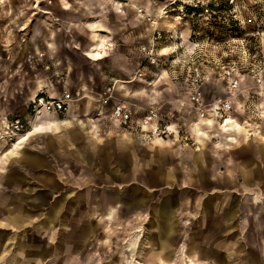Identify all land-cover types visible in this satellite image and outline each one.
<instances>
[{
    "label": "crops",
    "instance_id": "1",
    "mask_svg": "<svg viewBox=\"0 0 264 264\" xmlns=\"http://www.w3.org/2000/svg\"><path fill=\"white\" fill-rule=\"evenodd\" d=\"M32 29L52 68L15 76L4 110L24 112L39 94L81 99L28 123L0 156V264H264V146L233 150L234 111L223 128L188 111L170 140L124 131L108 108L97 117L103 85L55 88L61 49L52 27ZM254 107L264 123V101Z\"/></svg>",
    "mask_w": 264,
    "mask_h": 264
},
{
    "label": "rangeland",
    "instance_id": "2",
    "mask_svg": "<svg viewBox=\"0 0 264 264\" xmlns=\"http://www.w3.org/2000/svg\"><path fill=\"white\" fill-rule=\"evenodd\" d=\"M188 2L0 1V156L12 150L16 138L8 129L7 122L18 118L27 132L30 130L28 123L35 122L43 115L33 117L30 103L24 112H6L3 107V94L7 87L19 81L15 76H19L20 72L36 73L40 68H52L49 63L44 66L43 54L36 51L39 50L38 46L42 48V44L32 43V28L35 24L52 27L51 31L46 32L61 49L60 59L63 61L60 76L55 80L58 83L55 88L59 92L63 91V86L69 81L71 89L86 87L96 90L100 85L103 88L112 86L116 101L128 103L134 110L153 106L174 125L180 120H189L188 68L191 67L186 62L187 47L169 38L175 35L187 41L189 31L176 15L179 14L178 9H185ZM235 9H256L259 11L257 15L264 21V0H238ZM159 16L161 19L154 25L153 22ZM155 28L162 33V39L158 42L153 39ZM152 45L158 59L155 64H150L143 51ZM13 50L19 60L8 64ZM95 50L100 53L99 59L89 56ZM24 55L27 57L26 62L20 61ZM8 77L10 81L6 82ZM116 81L120 83L118 87ZM251 87L254 88L251 81H246L243 91L233 99L235 117L242 125L241 130H233V135H237L233 140V150H260L264 146V123L260 120V111L254 107L264 101V94ZM202 88L207 96H213L224 89V85L207 72Z\"/></svg>",
    "mask_w": 264,
    "mask_h": 264
},
{
    "label": "built area",
    "instance_id": "3",
    "mask_svg": "<svg viewBox=\"0 0 264 264\" xmlns=\"http://www.w3.org/2000/svg\"><path fill=\"white\" fill-rule=\"evenodd\" d=\"M237 2L189 0L185 9H178L179 14L176 15L189 31L187 41L175 35L169 36L179 45L187 47L186 62L191 67L188 68L190 111L199 120H215L219 127L231 117L233 99L243 91L246 81H251L254 88L264 94V21L257 15L259 11L256 9H235ZM159 19L160 16L153 24L156 25ZM153 39L157 42L162 39V33L156 28ZM143 51L150 64L158 61L154 45ZM207 72L222 81L226 94L213 99L206 97L202 87ZM79 99L81 96L74 97L67 91L58 98L39 94L30 102L29 108L33 117L43 113L62 114ZM96 102L97 117L103 114V107L108 108L113 121L124 131L149 140H170L179 136V128L163 118L155 108L134 118L135 110L128 103L116 101L112 86L106 87ZM7 126L13 135L25 132L18 118L7 122Z\"/></svg>",
    "mask_w": 264,
    "mask_h": 264
},
{
    "label": "bare ground",
    "instance_id": "4",
    "mask_svg": "<svg viewBox=\"0 0 264 264\" xmlns=\"http://www.w3.org/2000/svg\"><path fill=\"white\" fill-rule=\"evenodd\" d=\"M206 120L211 121L210 118H208V119H206ZM230 123H231V121H230V117H228V118L226 119L224 125L222 126V128H223V127H226V126L229 125ZM18 135H20V134H18ZM18 135H16V136H18Z\"/></svg>",
    "mask_w": 264,
    "mask_h": 264
}]
</instances>
